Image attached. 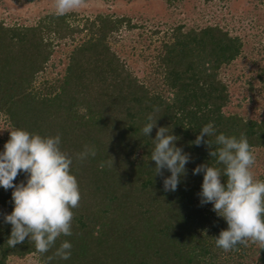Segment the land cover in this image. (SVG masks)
<instances>
[{"label":"trees","instance_id":"trees-1","mask_svg":"<svg viewBox=\"0 0 264 264\" xmlns=\"http://www.w3.org/2000/svg\"><path fill=\"white\" fill-rule=\"evenodd\" d=\"M73 16L52 13L33 26L0 21L2 146L15 129L60 134L81 193L72 235H62L41 254L28 238L14 248L7 244L12 226L4 216L14 209L13 189L0 187V264L28 255L41 264H264L259 243L248 241L227 252L216 246L214 238L228 225L212 204L201 205L203 173L193 175L200 164L223 168L209 155L219 147L215 137L221 133L237 138L243 133L253 150L264 152V118L245 119L228 110L231 96L220 77L239 56L240 38L218 25L187 30L178 25L156 56L159 84H147L108 43L122 26L132 28L129 19L99 14L73 25ZM84 31L87 39L69 53L63 74L36 88L54 42ZM258 76L264 88V69ZM149 115L157 127H169L179 138L176 146L191 157L174 192L163 186L169 171L155 175L151 153L157 129L149 137L142 133ZM208 123L216 130L204 137L210 149L192 143ZM85 145L94 146L95 157L79 158ZM26 179L21 172L13 183ZM65 240L72 244L67 260L56 255Z\"/></svg>","mask_w":264,"mask_h":264},{"label":"clouds","instance_id":"clouds-1","mask_svg":"<svg viewBox=\"0 0 264 264\" xmlns=\"http://www.w3.org/2000/svg\"><path fill=\"white\" fill-rule=\"evenodd\" d=\"M88 4L89 0H55L59 15ZM147 119L143 135L149 137L157 129L151 153L155 175L163 177V170L169 171L171 175L163 179V186L165 191L174 192L181 177L187 174L185 166L191 162L190 154L176 146L179 138L169 132V127H157L152 115ZM215 131L214 125L208 123L192 143L196 146L203 143L210 149L204 137L215 135ZM215 142L219 147L209 155L218 157L216 163L223 168L200 164L193 175L203 173L202 190L198 193L201 205L212 204V211L228 225L227 230L214 238L216 246L227 252L252 241L264 248V180L255 178L252 171L256 163L254 150L243 133L239 138L221 133ZM89 155L95 157L94 146L85 145L78 154L80 159ZM72 163V157L61 150L60 134L41 136L24 129L10 132L0 153V187L13 189L14 209L4 216V222L12 226L7 240L9 247L14 248L28 238L34 241L37 252L44 254L55 246L59 237L72 235L73 209L81 199ZM21 172L27 175L26 182L14 184ZM71 249L72 244L65 240L56 255L67 260Z\"/></svg>","mask_w":264,"mask_h":264},{"label":"rangeland","instance_id":"rangeland-1","mask_svg":"<svg viewBox=\"0 0 264 264\" xmlns=\"http://www.w3.org/2000/svg\"><path fill=\"white\" fill-rule=\"evenodd\" d=\"M52 13H57L55 0H0V21L8 26H33ZM67 13L74 15L70 19L73 25H82L86 18L92 20L99 14L129 19L132 28L122 26L108 43L126 67L147 84L160 82L155 74L156 56L172 29L178 25L183 30L218 25L232 37H239L243 45L237 59L220 72L231 96L228 110L245 119L264 118V88L258 76L264 69V0H89L87 7ZM87 36L84 31L73 39L56 40L35 87L54 83L63 74L69 53ZM4 127L6 123L0 117V153L4 151ZM254 153L252 171L255 178L264 180V152ZM8 264L41 263L35 255H28L13 258Z\"/></svg>","mask_w":264,"mask_h":264}]
</instances>
